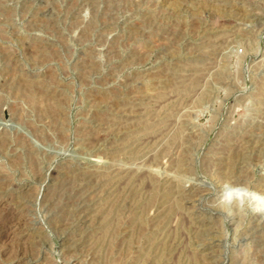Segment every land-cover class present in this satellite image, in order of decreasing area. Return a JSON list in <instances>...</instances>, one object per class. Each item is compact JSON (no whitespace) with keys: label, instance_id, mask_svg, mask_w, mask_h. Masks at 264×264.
<instances>
[{"label":"rangeland","instance_id":"rangeland-1","mask_svg":"<svg viewBox=\"0 0 264 264\" xmlns=\"http://www.w3.org/2000/svg\"><path fill=\"white\" fill-rule=\"evenodd\" d=\"M0 264H264V0H0Z\"/></svg>","mask_w":264,"mask_h":264},{"label":"bare ground","instance_id":"bare-ground-1","mask_svg":"<svg viewBox=\"0 0 264 264\" xmlns=\"http://www.w3.org/2000/svg\"><path fill=\"white\" fill-rule=\"evenodd\" d=\"M116 14V13H115ZM251 14V13H250ZM258 15V14H257ZM144 16V15H143ZM98 18V17H97ZM146 22V21H145ZM170 29V28H169ZM169 33V32H168ZM207 36V35H206ZM220 38V36H219ZM211 45V44H210ZM164 46V45H163ZM195 50V49H194ZM168 51V50H167ZM202 52V51H201ZM191 54V53H190ZM191 74V73H190ZM167 77V76H166ZM183 77V76H182ZM201 78V77H200ZM177 79V78H176ZM176 83V82H175ZM193 83V82H192ZM196 83V82H195ZM158 96V95H157ZM171 96V95H170ZM160 99V98H159ZM138 101V100H137ZM130 102V101H129ZM138 103V102H137ZM157 103V102H156ZM150 107V106H149ZM148 107V108H149ZM130 109V108H129ZM139 110V109H138ZM149 124V123H148ZM160 125V124H159ZM157 126V125H156ZM161 126V125H160ZM148 130V129H147ZM104 131V130H103ZM107 139V138H106ZM156 146V145H155ZM159 150V149H158ZM156 151V150H155ZM153 156V155H152ZM129 164V163H128ZM121 167V166H120ZM81 178V177H80ZM92 188V187H91ZM81 204V203H80ZM77 206V205H76ZM81 217V216H80ZM259 222V221H258ZM261 223V222H260ZM255 228V227H254ZM250 236V235H249ZM263 238V237H262ZM212 249V248H211Z\"/></svg>","mask_w":264,"mask_h":264}]
</instances>
